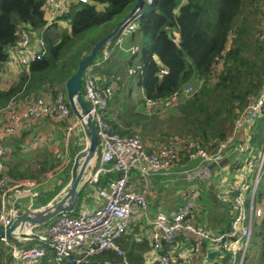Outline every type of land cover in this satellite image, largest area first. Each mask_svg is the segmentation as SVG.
I'll list each match as a JSON object with an SVG mask.
<instances>
[{
  "label": "trees",
  "instance_id": "1",
  "mask_svg": "<svg viewBox=\"0 0 264 264\" xmlns=\"http://www.w3.org/2000/svg\"><path fill=\"white\" fill-rule=\"evenodd\" d=\"M135 1L87 0L81 3L73 0L67 11L56 18L67 21V27H61L55 23L46 26L42 8L45 0H0V110L10 104L21 106L26 99L47 91L50 94L61 91L66 95L65 82L74 74L79 61L113 29ZM104 25L111 26L99 33L91 32ZM21 26L26 27L33 38L43 40L44 53L27 71L17 70L13 82L4 88L2 74L7 52L15 45ZM106 47L109 58L103 61V48L98 50L81 74L80 97L87 107L83 79L85 71L90 69L100 87L113 86L114 94L105 119L120 135L138 134L148 151L170 141L184 143L188 140L213 150L230 132L236 114L246 106L247 97L259 95L264 90V0H151L139 9L136 28L125 37L117 32ZM132 47L136 48L134 52H130ZM126 54H130L128 66L131 67L134 61L137 65L130 74L143 91V97L132 102L129 86L128 95L122 100L123 109H116L120 97L113 82L118 85V81L111 77L117 70L109 68L111 62ZM216 58L221 61L218 72H215ZM189 85L193 86V91L169 108L162 106L151 110L146 106L148 99L163 102ZM65 99L70 109L66 120L45 118L31 122L6 140L11 151L4 162V173L13 179H38L59 166L64 153L68 154L59 182L38 195L35 207L54 200L67 185L73 157L83 149L81 131L76 134L73 130L66 135L74 117ZM40 122L47 124L39 128ZM41 137L42 143H37ZM66 137L65 147L63 139ZM249 137L256 153L262 152L264 110L252 125ZM31 149L32 157L23 158L22 153ZM182 162L188 163V159L183 157ZM114 177L115 173L104 174L95 183L86 184L71 214L76 215L86 196L97 195V191L106 188ZM209 189L208 194L203 187L198 190L192 220L208 230L225 232L232 218L230 202L220 198L224 193L215 195V190ZM254 204L262 212L254 218L242 264H264V160ZM140 227L143 228V221L136 216L127 231L116 240L121 255L106 251L81 264H118L122 261L144 264L151 246ZM33 245L43 246L36 241L25 244ZM227 262L228 255L222 253L217 264ZM0 264H13L9 248L1 239Z\"/></svg>",
  "mask_w": 264,
  "mask_h": 264
},
{
  "label": "built area",
  "instance_id": "2",
  "mask_svg": "<svg viewBox=\"0 0 264 264\" xmlns=\"http://www.w3.org/2000/svg\"><path fill=\"white\" fill-rule=\"evenodd\" d=\"M85 3L87 0H78ZM151 0H143V4ZM71 0H45L43 13L46 26L58 23L66 26L67 21L56 18L67 11ZM139 16L137 8L119 27L121 37L136 28ZM40 49L34 45V38L21 26L17 31L14 46L7 52V64L16 71L28 70L30 65L43 56V40L36 39ZM121 44V41H119ZM121 46V45H120ZM135 47L130 48L134 52ZM109 58V50L103 47L102 60ZM215 66V72L219 70ZM91 70L84 73L83 91L88 102V112L81 119L74 113V120L68 125L66 135L86 123L90 117L96 135L95 163L87 184H93L104 174L115 173L106 188L99 189L96 197L101 201L93 209L82 208L76 215L60 213L48 226H36L34 233L46 237L50 243L39 246L15 244L3 235L0 239L8 246L13 264H81L87 259L106 251L122 254L116 240L127 231L136 216L143 221V234L149 240L151 252L144 264H217L221 254L228 255L227 264H242L248 248L255 217L261 215V208L255 206V191L261 176L264 160L263 152L256 156L249 143V131L264 110V90L259 95L247 97L243 111L236 114L228 135L213 150L202 147L194 140L184 143L170 141L146 150L138 134L120 135L105 119V112L113 96V86H99L91 76ZM162 73H165L162 70ZM193 91L189 85L179 93L172 94L165 101L146 100L151 110L169 108L182 96ZM66 95L58 91L30 97L21 106L8 105L0 110V230H6L15 216L23 210L36 211L34 207L39 194L58 183L63 168L55 167L38 179H13L4 173V162L11 148L6 140L17 135L31 122L42 119L63 121L69 117L70 109ZM82 129V128H81ZM197 161L194 168L182 169L179 173L188 181L209 175L208 165H219L230 161V175L219 179V187L229 200L232 218L229 229L214 232L196 225L192 220L197 203L198 187L189 185L184 193V201L172 212L156 210L151 213L148 197L150 179L166 177L170 170L182 163V158ZM257 158V159H256ZM138 179V180H135ZM63 190V189H62ZM61 190V191H62ZM21 200V201H19ZM22 200H26L24 205ZM180 253L174 255V249ZM217 251L213 258L208 252ZM73 252H76L74 254ZM70 255V256H69ZM118 264H128L122 261Z\"/></svg>",
  "mask_w": 264,
  "mask_h": 264
},
{
  "label": "water",
  "instance_id": "3",
  "mask_svg": "<svg viewBox=\"0 0 264 264\" xmlns=\"http://www.w3.org/2000/svg\"><path fill=\"white\" fill-rule=\"evenodd\" d=\"M142 5L143 0H136L133 8L114 25L113 29L107 35L92 47L90 52L83 59L79 61L76 71L65 82L67 101L77 118L81 119V114L78 111L77 106H79L83 114L88 112V107L80 97L81 74L84 66L93 59L98 50L102 49L107 42L116 35L121 24L130 17L137 8L140 9ZM34 45L38 50L40 49L37 41L34 42ZM81 128L86 137L85 147L78 151L73 158L70 169V178L64 195H62L58 201H51L36 211L23 210L20 214L14 217L11 225L5 231L0 230V237L6 235L9 239L18 244H26L30 241H36L47 245L50 241L46 237L34 233L32 229L36 226L45 225L60 213H72L75 210L78 204L79 194L92 174L97 143L90 117H88L86 123L83 121L81 122ZM86 149H88L87 160H81V155ZM75 181H77L76 185H74ZM53 205H56L57 207L49 210ZM217 253V251H210L207 255L209 258H213Z\"/></svg>",
  "mask_w": 264,
  "mask_h": 264
},
{
  "label": "crops",
  "instance_id": "4",
  "mask_svg": "<svg viewBox=\"0 0 264 264\" xmlns=\"http://www.w3.org/2000/svg\"><path fill=\"white\" fill-rule=\"evenodd\" d=\"M73 1V0H71ZM61 27H67L60 25L58 23H55ZM34 41H36V38L34 37ZM14 69V68H13ZM134 70L129 69V72H133ZM16 74V70L14 71ZM197 161H189L188 163L182 162L181 164H178L177 166L173 167L169 175L166 177H152L150 179V189H149V201H150V209L151 213H154L156 210L160 209L165 212H172L177 208V205L182 203L184 201V193L186 188L194 184L198 187V190L203 187V190L206 192L205 194H208L210 191L209 188H213L215 191V195H220L221 190L219 187V179L222 176L230 175L229 172L231 171V163L230 161H223L219 165H208V171L209 175L204 176L203 178H196L194 181L188 182L186 181L182 175L179 172L182 169L185 168H194ZM138 180V179H135ZM198 190H197V196H198ZM221 199H224V195H220ZM21 201V200H19ZM27 201L22 200L20 204L26 205ZM101 201L99 200L96 195H87L84 202H82V208L86 209H93L97 206V204H100ZM35 207V203H34ZM142 226V225H141ZM141 230H143L142 227H140ZM180 248L174 249V255L175 253H180ZM219 259H216L215 261L218 262ZM179 264L181 262L179 261Z\"/></svg>",
  "mask_w": 264,
  "mask_h": 264
},
{
  "label": "rangeland",
  "instance_id": "5",
  "mask_svg": "<svg viewBox=\"0 0 264 264\" xmlns=\"http://www.w3.org/2000/svg\"><path fill=\"white\" fill-rule=\"evenodd\" d=\"M134 4H135V2H132L129 6H128V9H127V12H129L132 8H133V6H134ZM146 4V3H145ZM123 17V16H122ZM121 17V18H122ZM121 18H120V20H121ZM119 19V18H118ZM117 23V22H116ZM109 26H111V25H104V26H102V27H99V28H95L94 30H92L91 32L92 33H99L100 31H102V30H104V29H107ZM117 52V50H115V53ZM129 59H130V54H126V55H124L123 56V58H121V59H115L113 62H111L112 64V66H110V68L109 69H111L112 71H114V70H117L116 72H117V74H115V75H113L112 77H111V79H117V81H118V85H116V83H114L113 82V85L115 86V90L116 91H118L119 90V93H118V96L120 97L119 98V102L118 103H116V105H115V108L116 109H119L120 107H121V109H123V105H124V102L122 101V100H124V98L123 97H125V96H127L128 94H127V91H129V86H131L130 87V89H132V97H131V99H132V102H136L138 99H140L141 97H143V91L136 85V83L134 82V77H133V75H131L130 74V72H128V70H129V68L130 69H132V70H134V69H136V63H135V61L133 62V65L131 66V67H129L128 66V61H129ZM115 68V69H114ZM15 69H13V68H11L10 66H9V64H7L6 63V67H5V70H4V72H3V74H2V87H4V88H6V87H8L12 82H13V80H14V78H15ZM133 73V72H132ZM114 77V78H113ZM114 90V91H115ZM115 91V92H116ZM113 94H114V92H113ZM127 94V95H126ZM123 98V99H122ZM76 105H77V103H76ZM10 106L11 107H14L12 104H10ZM45 123L47 124V122H40L37 126L39 127V128H42V126L43 125H45ZM79 131H81V133H82V146H83V148L85 147V143H86V137H85V135H84V133H83V131H82V129L81 128H77V129H75L72 133H78ZM41 140H43V137H41L40 138V141H38L37 143H42L41 142ZM32 141V140H31ZM81 142V141H80ZM32 143H36L35 141H33ZM54 143H55V141H54ZM63 143H64V146L66 147V144L68 143V141H67V137L66 138H64L63 139ZM58 147V146H57ZM58 148H60V147H58ZM32 151H33V149H31L30 150V152L29 151H27V153H22V157L23 158H31L32 157V154H30V153H32ZM263 152V151H262ZM256 155H257V157H258V155H259V152L258 153H256ZM74 158V157H73ZM68 159H69V157H68V154H66V153H64V156H63V158H62V161H61V164L58 166V167H62L63 168V165L64 164H66L67 163V161H68ZM257 159V158H256ZM57 167V166H56ZM61 176V175H60ZM59 182V181H58ZM68 184V183H67ZM87 184V183H86ZM86 184H85V186H86ZM84 186V187H85ZM83 187V188H84ZM66 188H67V185L63 188V190L62 191H60V193L57 195V197H55V199L54 200H52L53 202H55V201H58L60 198H61V196L62 195H64V193L66 192ZM82 188V189H83ZM51 202V201H50ZM74 254H76V252H73ZM182 263V262H181ZM183 264V263H182Z\"/></svg>",
  "mask_w": 264,
  "mask_h": 264
},
{
  "label": "bare ground",
  "instance_id": "6",
  "mask_svg": "<svg viewBox=\"0 0 264 264\" xmlns=\"http://www.w3.org/2000/svg\"><path fill=\"white\" fill-rule=\"evenodd\" d=\"M87 152H88V149H86L83 153H82V155H81V160H87ZM76 183H77V181H75L74 182V185H76ZM55 207H57L56 205L54 206H52L49 210H51V209H54Z\"/></svg>",
  "mask_w": 264,
  "mask_h": 264
}]
</instances>
